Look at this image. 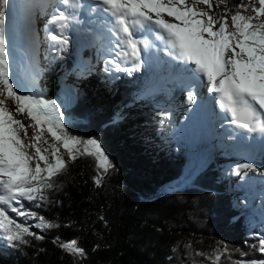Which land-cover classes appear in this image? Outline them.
<instances>
[{"label": "trees", "instance_id": "trees-1", "mask_svg": "<svg viewBox=\"0 0 264 264\" xmlns=\"http://www.w3.org/2000/svg\"><path fill=\"white\" fill-rule=\"evenodd\" d=\"M240 3L227 0L232 11ZM217 10L223 13L225 5ZM44 52L33 85L62 106L71 135L100 142L112 166L105 172L88 155L69 160L39 207L23 202L55 227L37 228L38 218L15 216L43 239L26 236L27 244L10 247L0 238V264H213L217 253L218 264L264 259V217L236 204L228 190L232 170L189 158V144L167 122L171 87L159 88L150 75L92 70L79 65L70 49ZM55 55H62L60 61ZM166 125L167 145L156 148ZM72 240L83 256L60 246Z\"/></svg>", "mask_w": 264, "mask_h": 264}, {"label": "snow or ice", "instance_id": "snow-or-ice-1", "mask_svg": "<svg viewBox=\"0 0 264 264\" xmlns=\"http://www.w3.org/2000/svg\"><path fill=\"white\" fill-rule=\"evenodd\" d=\"M58 4L62 8L48 0L36 5L41 14L54 8L45 26L53 50L68 49L69 31L81 22L80 11L86 9L103 21L101 38L106 36L110 41L106 65L131 76L143 67L145 53L163 51L174 72L188 78L190 104L198 97L196 82L206 81L207 91L214 94L223 114L221 119L247 137H261L264 151V0H249L248 4L241 0L235 11L227 6V0H216V8L225 5L223 13L214 11L213 0H93L87 5L82 0H58ZM10 6L12 0H0V238L11 247L27 244L26 236H43L10 213L25 221L38 218L37 228L55 227L25 210L23 201L39 207L38 202L46 200V190L54 187V177L66 170L69 160L75 161L78 155L94 156L105 172L112 165L98 140H83L68 132L62 106L56 100L21 85L7 24ZM249 9L253 14H246ZM144 34L154 35V40ZM105 71H109L107 66ZM8 100L14 110L7 106ZM17 115H26L31 123L25 124ZM232 171L241 179L250 172L264 178V171L254 163L237 164ZM96 183H100L99 177ZM77 244L72 240L60 246L69 254L83 256L85 250ZM259 251L264 253V239L259 242ZM221 255L215 254L213 264H218ZM236 264H264V259Z\"/></svg>", "mask_w": 264, "mask_h": 264}, {"label": "rangeland", "instance_id": "rangeland-1", "mask_svg": "<svg viewBox=\"0 0 264 264\" xmlns=\"http://www.w3.org/2000/svg\"><path fill=\"white\" fill-rule=\"evenodd\" d=\"M32 1H33V3H32ZM35 1H37V3H34ZM14 2L16 3L17 11L12 9L11 13L13 14V12H15L17 14L16 20L19 22V24L22 27V33L17 34V37L13 36L12 38L11 37H9V38H10L11 46L13 48L15 45H20V43L24 44L23 45L24 49L21 52H19L17 49H16V51H14L15 68L18 66L20 67V70H19L20 78H19V80H20V83L22 80L21 85L23 86V88L25 90L32 89L34 92L39 93L37 91V89L35 88V86L33 85V82H34L33 79L37 75V72H36L37 71L36 70L37 69V60H38V58H40V55L41 56L44 55L45 50H47V51H48V49L53 50L50 47V41L47 39L46 32L43 29L44 24L47 23V20L50 17L51 12L39 14V17L37 19V24H38V30L37 31L38 32H37L36 37H35V35H33V31L29 32V28L25 29L26 23H24V25H23V20H27V18H26V16L28 15V11H27L28 7H26L27 4L32 3V5L28 8L29 12L32 10L38 12L36 10V5L39 4V0H22V3L20 2V0H14ZM55 3H56L55 5H58V0H56ZM214 11H218L217 8H215V6H214ZM26 33H28L29 35H27ZM79 33L80 32L78 30H75V33H74V30H73V32L69 31V35L71 36V43H70V46L68 47V49H70V51L72 52L74 57L77 56L79 58V60L86 61L87 64L85 66L90 67L92 70H94L95 68H99L100 70H102L103 72L106 73L105 67L107 66L109 69V71H107V72L110 75H113V74L114 75H122V77H124V76L128 77L129 76L127 73L115 71L113 69L112 65H110V64L106 65V61L110 58V54L106 51V49L109 47V46H107V44H110V41L104 37L103 38L100 37V40L98 38V44H99L100 48L96 52L99 54L98 55L99 57L95 58V59H91L88 56L89 58L86 57L87 60H85V57L83 54L84 49L81 48L82 47L81 45L83 43H78L75 40L76 37L81 38L83 36V35L79 36ZM33 36L35 37V43H33ZM84 38L87 40L89 39L88 37H84ZM55 52H56V54L59 53L58 51H55ZM157 52L160 53V51H156L154 53L155 57H160L162 61L168 60V62H169V60H170L169 57H167V56L165 57V55L163 53L159 54ZM60 53H62V52H60ZM62 55H60V56H62ZM154 56H147L145 53L144 54L145 63L143 65V67L139 71H135L130 77L139 78L142 75H147V76L150 75L152 77H156L157 81L160 79H163V77H165V74L167 72V71L165 72L164 69L167 66L164 63L163 64L160 63V65L158 67V69H162V70H160V72L157 69V67L151 66L150 63L154 60ZM59 57L57 55H55V59L58 61H60ZM169 67H170V69L172 68L171 69L172 72L170 71V73H171L170 76H171V75H173L174 70H173V67L171 66V64H169ZM79 73H80V67L77 66L76 70L74 71L73 76H72L73 81L76 80ZM175 80L180 82L181 79H178V77L174 76L172 81H167V83L162 84V86H165L166 88L169 89V86L176 85ZM187 82H188L187 84L184 83L185 87L181 82V84L183 86H177L178 90L171 91L172 99H170V102L166 103V107H168L170 104L174 103V105H173L174 108L172 110L173 112L167 110L168 116H170V118L169 117L167 118V122L169 123V125H171V123H174L175 133L178 137H180V139L185 138V139L189 140V141L186 140L187 143L189 144V148H188L189 157L193 156V153H194L193 151H197V153L201 154V156H202L201 159L203 158L204 163L212 164V165H216V166L220 165L219 167H221L224 171H230V170H232L233 165L235 163H242V162L243 163H254L256 166H258L260 168L261 171H264V162L259 160V159H254V160L248 159L249 161L247 162L244 160L245 157L243 155L242 162H237V161H240V158H241L239 156L240 151H239V155H237V154L231 155L228 152H226V151H231V150L223 149V150L219 151L218 158L217 157L213 158L211 153H214V152L210 151L211 139L216 140L217 138L222 137V141L224 142V145H226V146L230 145V146L237 148L239 145H234V144H236V142H234V144H233V143L229 142V140L226 137L223 136V130H222V127H220L222 122L213 123V125H215L214 131L216 132V137L214 135L213 136L209 135L208 138L205 134H203L204 132L201 133L200 126L197 125L196 122H191L190 118L192 117L191 113L194 112V106H193V109H191L192 104H190L187 101V93L190 89V87L188 86L189 81H187ZM190 86H191V84H190ZM203 90L205 91V93H204V96H205L206 92H207V84L204 85ZM179 97H180V99H179ZM185 103L187 104L186 108L189 110V113H187V115H185L186 114L185 113L184 115L180 116L181 114L178 115L176 111H177V109H179L180 104H181L180 109H183V106L185 105ZM7 106L9 107V109L14 110V105H13V102L11 100L7 101ZM186 108H184L183 110H186ZM216 108L219 110V107L217 105H216ZM216 108L213 109L214 113H217ZM16 118L22 120L25 124L31 123L30 119L27 118L26 115H24V116L17 115ZM70 122H71L70 124H72V121H70ZM185 123H187V124L190 123L191 125H194V126L191 129H186V128H184L185 127L184 125H186ZM70 124H68V125H70ZM65 126H67V125H65ZM217 126L219 127L218 129H217ZM166 127L167 128L163 129L161 136H158L155 139V143L157 144L156 148H163L167 145L168 139L166 138L167 137L166 132L167 131L170 132V127H168L167 125H166ZM171 129H172V127H171ZM31 133H32V130L29 129V136H31ZM211 134H214V132H212ZM229 136H231V135H229ZM229 136H228V138H229ZM159 140H160L161 144H158ZM214 143H216V142H213V145H215V147H216L218 144H214ZM232 150H234V149H232ZM246 153H245V155H246ZM250 177L253 180H255L256 182L263 181V183H264V178L260 177L256 173L250 172L249 176L245 177V179H248ZM229 178H230V180H229L230 183L228 184V190L230 192L235 193L234 194L235 195L234 200L236 201V204L238 206H240L241 209L243 208L246 210L247 209L253 210L254 212L258 213V215H260L261 218H263L264 217V208H263L264 207L263 206L264 197H263L262 193H264V185L259 186L260 189L258 190V192H257V188H255V189L250 188L249 190H245V189H241L240 182H242L243 179H241L240 175L233 174V177L232 178L229 177ZM257 184L260 185V183H257ZM261 190H262V192H259ZM28 211H31V209H28ZM10 215L13 218H15L14 213H10Z\"/></svg>", "mask_w": 264, "mask_h": 264}, {"label": "bare ground", "instance_id": "bare-ground-1", "mask_svg": "<svg viewBox=\"0 0 264 264\" xmlns=\"http://www.w3.org/2000/svg\"><path fill=\"white\" fill-rule=\"evenodd\" d=\"M55 1L56 0H48V2L49 3H51V4H53V5H55L56 3H55ZM20 2L22 3V0H20ZM39 2H40V0H39ZM32 3H33V1H32ZM32 3H28L27 4V6L26 7H30L31 5H32ZM34 3H37V1H35ZM26 4V3H25ZM58 6V5H57ZM17 6H16V3L14 2V0H12V6H10V9H9V14H8V20H7V24H8V29H9V37H13V36H15V37H17V34H20V33H22V27H21V25L19 24V22L16 20L17 18V14L15 13V12H13V14L11 13V10L12 9H14L15 11H17V8H16ZM28 8H27V11H28V15L26 16V18H27V20H23V25H24V23H26V25H25V29H28L29 28V32H32L33 31V35H35V37H36V34H37V30H38V24H37V19H38V17H39V14H40V12L38 11V12H36V11H34V10H32V11H30L29 12V10H28ZM53 10H54V8H52V7H49L44 13H50V14H52V12H53ZM35 12V15H33V13ZM84 12H88L86 9H84ZM19 14V13H18ZM106 15V14H105ZM30 16V17H29ZM19 26V27H18ZM18 27V28H17ZM99 29L101 30V31H103V28L102 27H99ZM75 30H79V26H76L75 27V29H74V31ZM82 33V34H81ZM81 33H79V36H82L81 38H79V37H76L75 38V40L78 42V43H83L81 46V48H83L84 49V52H83V54H84V57H85V60H87V58H91V59H95V58H98L99 56V54L96 52L99 48H100V46H99V44H98V38H99V40H100V37H101V34L99 35V36H86V34L85 33H83V32H81ZM27 35H29L28 33H26ZM78 34V33H77ZM87 34H90L89 32H87ZM144 35H146L147 36V39H149L150 41H153L154 40V35H151V34H144ZM84 37H88L89 39L87 40V39H85ZM104 38H106V39H108L106 36H104ZM156 43L158 44V45H160V42L159 41H156ZM38 44V43H37ZM23 43H20V45H15L14 46V50L16 51V49L19 51V52H21L24 48H23ZM107 46H109V44H107ZM160 47H163L162 45H160ZM157 50L156 49H152V50H150L148 53H146V55L147 56H154V53L156 52ZM82 52V51H81ZM163 54H165V53H163ZM89 56V57H88ZM87 57V58H86ZM154 58H155V60H154V62H152V63H150L151 64V66H154V67H157V69H158V67H159V65H160V63L161 64H165L167 67H165V69H164V71L166 72V74H165V77H163V79H166L167 78V81H172L173 80V77L175 76V77H178V79H181L180 80V82H178V81H176L175 82V84L176 85H174V86H169V87H171L172 88V91H174V90H178V88H177V86H183L184 85V87H185V84L184 83H188L187 81H189L188 80V78L187 77H184V78H182V77H180V76H178L175 72L173 73V75H171L170 76V71H171V69H170V67H169V64H170V60H169V62H168V60H165V61H162L161 60V58L160 57H155L154 56ZM17 69H16V75H18V77L20 78V75H19V70H20V67L18 66V67H16ZM159 70V72H160V70H162V69H158ZM172 72V71H171ZM181 82H182V84H181ZM21 83H22V80H21ZM189 84H190V82H189ZM196 84H197V88H196V90L198 91V99L201 101V100H204L205 101V103H204V106L203 107H199L198 106V104H196L195 106H194V104L192 105V106H194V113H191V115H192V117L190 118V120H191V122H196V124L197 125H199L200 126V131H201V133H203V134H205L206 136H207V138H208V136L209 135H211V136H215L216 137V132L214 131V127H215V125H213V123H216V122H222V124H221V126L220 127H222V130H223V136L224 137H226L228 140H229V142H233L232 140H234V139H229L228 138V136L229 135H235V132H236V130L234 129V127L233 126H231L228 122H227V119H221V116L223 115L222 113H221V111H219L217 108H216V103H215V98H214V94H213V96H209V97H207V94L204 96V93H205V91L203 90V87H204V85L206 84V81H202V80H198L197 82H196ZM206 90V89H205ZM179 99H180V97H179ZM209 101H212V104L210 105V107L211 108H207V102H209ZM186 103H185V105L183 106V109L184 108H186ZM218 106V105H217ZM180 107H181V104H180ZM180 107H179V109H177V114L179 115V114H181L180 116H182V115H184L185 113V115H187V113H189V110L186 108V110H183V109H180ZM219 107V106H218ZM214 108H216L217 109V113H214V111H213V109ZM204 112V113H203ZM218 112L220 113V114H218ZM219 116H218V115ZM177 115V116H178ZM194 117V118H193ZM209 121V123H208V121ZM71 122L70 121H67L66 120V125H68V124H70ZM219 127L217 126V129H218ZM212 132H214V134H211ZM240 137H245L244 136V134L243 133H239V136L237 137V139H235V142H236V144H234V145H239L237 148H235V147H233V146H230V145H228V146H226V145H224V142L222 141V137L221 138H217L216 140H214V139H211V147H210V151L211 152H214V153H211V155L213 156V158L214 157H217L218 158V156H219V151L220 150H223V149H228V150H231V151H226V152H228L229 154H237V155H239V151H240V160L241 159H243V155H244V157H245V161H249L248 159H250V160H254V159H259V160H261V161H263L264 162V151H262V149L260 150V151H258V149H255V145L254 146H251V142H249V143H247V144H245L246 146H248L249 145V147H248V149H245V145H244V143H245V140L246 139H244V140H241L240 139ZM258 140L259 139H262L261 137H259V136H255ZM213 142H216V143H214V144H218L216 147H215V145H213ZM232 149H234V150H232ZM258 151L256 154H253V151ZM246 153V155H245V153ZM262 162V163H263ZM261 163V164H262ZM258 167V166H257ZM259 168V167H258ZM260 169V168H259ZM257 174V173H256ZM258 175V174H257ZM248 180V183L251 185V188H257V192H258V190L260 189V187L259 186H262V185H264V183H263V181H261V182H256L255 180H253L251 177L250 178H248L247 179ZM257 183H260V185H258ZM258 186V187H257ZM259 192H262V190L261 191H259ZM263 194V197H264V193H262ZM263 206H264V204H263ZM264 208V207H263Z\"/></svg>", "mask_w": 264, "mask_h": 264}]
</instances>
